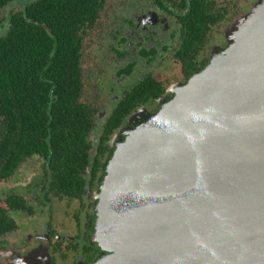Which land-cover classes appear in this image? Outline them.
<instances>
[{"label":"water","instance_id":"obj_1","mask_svg":"<svg viewBox=\"0 0 264 264\" xmlns=\"http://www.w3.org/2000/svg\"><path fill=\"white\" fill-rule=\"evenodd\" d=\"M227 35L113 142L94 264H264V0Z\"/></svg>","mask_w":264,"mask_h":264},{"label":"flooded vegetation","instance_id":"obj_2","mask_svg":"<svg viewBox=\"0 0 264 264\" xmlns=\"http://www.w3.org/2000/svg\"><path fill=\"white\" fill-rule=\"evenodd\" d=\"M197 2H202L206 12L213 13L216 20L209 23L203 39L194 44L187 36L193 32V7ZM256 2L257 0H104L83 47L85 50L90 40L91 44H99L95 43L98 51L93 53L91 59L95 69L89 72V77L84 72L85 59L82 61L81 101L90 106V115L96 122L95 129L89 135L90 157H96L107 118L124 104L129 94L136 89L148 87L146 82L150 80L159 82L163 92L155 99L138 102L131 107L122 124L105 143L108 150L101 163H105L106 167H100L93 183L89 181L84 197L74 199L69 195L63 196L59 190V182L52 184L54 179L50 180L53 170L46 167L40 156L25 160L9 179L2 181L1 184L6 183L8 186L28 174L33 177L28 183L20 182L19 185L8 188L5 195L0 196V264H43L45 259L50 264L49 258L52 264L95 263L104 250L99 243L93 242V231L89 233L88 223L93 221L95 227L98 219L96 208L99 198H92L100 193L108 163L114 155L113 138L117 141L125 130L142 121L144 116L157 113L164 100L174 97L172 82L167 81L171 79L170 63L177 65L174 69L180 80H184L174 83L186 84L208 66L216 52L227 48L228 40L223 34L220 37H223L224 44L213 42L212 36L216 28L221 30L225 25L227 29L245 16L242 12L252 11V4L255 5ZM209 45L211 56L206 58L204 55ZM84 55L85 51L82 58H85ZM155 71L161 72L163 76L168 75L169 78L159 80L154 75ZM87 83L93 85L96 94L85 98ZM76 155L78 156L77 152ZM89 175H92L90 167L87 169V176ZM83 226L87 227V234L81 233ZM75 228H78V232L72 234Z\"/></svg>","mask_w":264,"mask_h":264},{"label":"trees","instance_id":"obj_3","mask_svg":"<svg viewBox=\"0 0 264 264\" xmlns=\"http://www.w3.org/2000/svg\"><path fill=\"white\" fill-rule=\"evenodd\" d=\"M103 2L0 0V183L25 160L40 156L63 196L84 197L89 181L106 167L101 163L105 143L131 107L162 94L155 80L129 94L107 118L96 157H90L89 135L96 122L81 101L82 55ZM193 8L194 27L187 39L196 44L216 17L202 2ZM88 226L90 233L93 221Z\"/></svg>","mask_w":264,"mask_h":264},{"label":"rangeland","instance_id":"obj_4","mask_svg":"<svg viewBox=\"0 0 264 264\" xmlns=\"http://www.w3.org/2000/svg\"><path fill=\"white\" fill-rule=\"evenodd\" d=\"M260 1V0H259ZM248 2H250V1H247V3ZM257 2H258V0H257ZM257 2L255 3V5L257 4ZM253 5V7H252V10L254 9V7H255V5L254 4H252ZM251 5V6H252ZM15 8H19L18 7V5H16L15 6ZM252 11H250L249 13H244V12H242L241 14L242 15H249L250 13H251ZM8 15V14H7ZM113 24V23H112ZM235 24V23H234ZM232 25V24H231ZM231 25L229 26V27H231ZM225 26V25H224ZM222 27V29L220 30L219 29V27L218 28H216V31L214 32V35L212 36V39H213V42H217L218 44H220V45H222V44H224V40H223V37H225L226 36V38H227V40H228V45H229V43H230V40H229V38H228V35H227V31H228V28L227 29H225L226 28V26L225 27ZM224 28V29H223ZM223 30H225V33L223 32ZM221 34H223V37H220V35ZM225 35V36H224ZM95 38H97V36H95ZM225 38V39H226ZM91 42V40L89 41V42H87V46H86V49L84 50L85 51V55H84V57L85 58H82V61H83V59H85L84 60V72H85V74H86V77H89V75H90V73L89 72H92L94 69H95V67H94V64H93V62L91 61V59H92V56H93V53L94 52H96V51H98V48H96L95 47V43L97 44V45H99L97 42H94L93 44H91L90 43ZM90 43V44H89ZM101 43V42H100ZM228 45H227V47H228ZM209 49H210V45H209V47H208V49H207V52L205 53V57L206 58H210V56H211V54H210V52H209ZM89 50V51H88ZM83 63V62H82ZM211 63V62H210ZM209 63V64H210ZM208 64V65H209ZM170 65H172V72H170L169 73V76H170V80H167L168 81V83H171L172 82V87L171 88H173L174 86H177V85H179V84H181V83H178V82H175L174 83V81H184L183 79L182 80H180L181 78L178 76V74L176 73L177 72V70L176 69H174V68H176L177 67V65H175L174 63H170ZM162 73L161 72H156L155 71V76H156V78H158L159 80H161V78H169L168 77V75H166V76H163V75H161ZM96 94V89L93 87V85H91V84H89V83H87L86 84V92H85V98H87V96H94ZM115 140L116 139H114L113 138V140H112V143L113 142H115ZM31 179H33V177H32V175L31 174H28L27 175V177H24L22 180L20 179V180H18L16 183H14V184H11V185H8V186H6V183L5 184H1L0 183V196L1 195H5V191L8 189V188H11L12 186H17V185H19L20 184V182L23 184V183H28ZM96 194V193H95ZM94 193H93V195H95ZM99 196H100V194H97V195H95V196H93V198H92V200H94V199H96V197L97 198H99ZM100 201V200H99ZM98 205H99V203H98ZM65 206V205H64ZM97 216H98V206H97ZM92 211V210H91ZM51 214V212L49 211L48 212V215H50ZM85 220H86V218H85ZM98 220V219H97ZM97 220H96V225H97ZM84 223H85V221H84ZM67 225H69V222H67L66 223ZM96 225H95V227H94V229L92 230L93 231V233L91 234L92 235V238H93V242H95V243H97L96 242V240L94 239L95 237V233H96ZM66 231H67V233H68V231H69V228H67L66 229ZM78 232V228H75L74 230H72V234H75V233H77ZM81 233H83V234H87V227L86 226H83L82 227V232ZM48 264L47 263V261L46 260H43V264ZM50 264H52V262L50 263Z\"/></svg>","mask_w":264,"mask_h":264}]
</instances>
